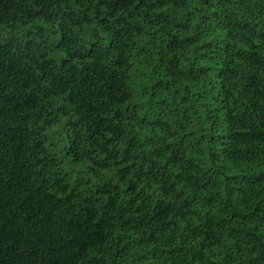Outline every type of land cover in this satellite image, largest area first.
Listing matches in <instances>:
<instances>
[{"label": "trees", "instance_id": "16d2710c", "mask_svg": "<svg viewBox=\"0 0 264 264\" xmlns=\"http://www.w3.org/2000/svg\"><path fill=\"white\" fill-rule=\"evenodd\" d=\"M0 264H264V0H0Z\"/></svg>", "mask_w": 264, "mask_h": 264}]
</instances>
